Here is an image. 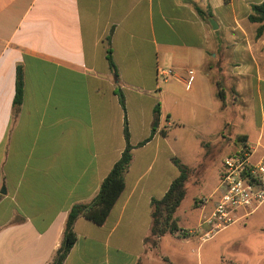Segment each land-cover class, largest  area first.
Returning a JSON list of instances; mask_svg holds the SVG:
<instances>
[{
  "label": "crops",
  "instance_id": "crops-1",
  "mask_svg": "<svg viewBox=\"0 0 264 264\" xmlns=\"http://www.w3.org/2000/svg\"><path fill=\"white\" fill-rule=\"evenodd\" d=\"M262 2L0 0V264L52 263L69 209L93 198L124 149L117 89L134 147L124 189L102 225L76 220L63 264H172L162 242L189 244L192 232L147 240L151 200L178 177L172 159L183 164L170 135L191 124L205 132L216 116L228 126L225 92L234 90L253 107L256 139L237 135L264 151V32L256 38L248 21ZM159 68L174 75L164 81ZM196 138L204 147L206 135ZM219 196L194 201L200 225Z\"/></svg>",
  "mask_w": 264,
  "mask_h": 264
},
{
  "label": "rangeland",
  "instance_id": "rangeland-1",
  "mask_svg": "<svg viewBox=\"0 0 264 264\" xmlns=\"http://www.w3.org/2000/svg\"><path fill=\"white\" fill-rule=\"evenodd\" d=\"M209 61L211 62L210 58ZM225 93L226 113L222 118L228 126L224 128V124L216 116L205 132L191 124L179 131L175 139L171 135L169 138L183 165L192 170L187 182L186 196L175 214L184 229L178 235L182 238V234L189 231L193 233L189 235L190 243L180 244L178 241L173 246L168 242L171 238L168 236L159 250L160 253L168 254L172 264H264V202L244 219L237 220L244 213L238 210L235 222L221 230H213L207 238L205 234L209 229L201 226L206 219H202L200 225V211L194 208V201L197 204L206 202L212 206L213 201L218 198L222 190L219 179L221 161L245 145L237 134L244 132L254 141L256 139L252 105L246 107L248 101L240 99L234 90ZM200 135H206L207 140H203L206 143L204 147L199 145V138H196ZM254 141L250 147L254 148V152H251L253 159L257 161L264 151L260 146L255 147ZM149 239L153 242L152 238ZM140 264L145 262L141 261ZM146 264L165 263L153 259L152 256Z\"/></svg>",
  "mask_w": 264,
  "mask_h": 264
},
{
  "label": "trees",
  "instance_id": "trees-1",
  "mask_svg": "<svg viewBox=\"0 0 264 264\" xmlns=\"http://www.w3.org/2000/svg\"><path fill=\"white\" fill-rule=\"evenodd\" d=\"M196 12L202 19H206V14L196 9ZM209 15V13H208ZM248 21L252 24H256L257 29L255 37H260L264 32V2L259 5H253L250 8V14ZM107 61L113 74L117 77L116 67L111 59L110 51H107ZM221 92L217 93V96L221 98ZM118 98L119 105L123 111V139L124 149L117 160L112 166L108 175L101 182L96 194L87 202L74 204L68 211L62 234V242L59 249L56 252L55 258L51 264H63V261L67 257L69 251L75 243L76 236L73 230L74 224L77 219L84 218L95 225H102L118 197L124 189V175L127 172L132 155L131 151L134 148L129 142V130L125 113V101L124 97L119 89L115 91ZM22 101V79L20 70H17L16 89L14 96V106H20ZM157 112V108H155ZM150 139L138 144L137 147L145 145ZM172 163L177 168L179 175L175 178L168 187V190L164 196L160 199L151 200V232L150 238L153 239L155 245L157 240L163 235L178 234L182 230L178 227L176 219L174 217L177 208L184 200L187 192V182L190 179L192 170L181 164L178 160L172 159ZM147 240H150L147 238Z\"/></svg>",
  "mask_w": 264,
  "mask_h": 264
},
{
  "label": "built area",
  "instance_id": "built-area-1",
  "mask_svg": "<svg viewBox=\"0 0 264 264\" xmlns=\"http://www.w3.org/2000/svg\"><path fill=\"white\" fill-rule=\"evenodd\" d=\"M157 73L164 81L174 75L171 69L159 68ZM188 75L187 84L193 80V72ZM249 149L242 145L221 162L222 190L213 212L201 225L209 227L205 238L213 230H221L235 222L238 210L249 215L264 202V160H254Z\"/></svg>",
  "mask_w": 264,
  "mask_h": 264
},
{
  "label": "water",
  "instance_id": "water-1",
  "mask_svg": "<svg viewBox=\"0 0 264 264\" xmlns=\"http://www.w3.org/2000/svg\"><path fill=\"white\" fill-rule=\"evenodd\" d=\"M213 24V22H211Z\"/></svg>",
  "mask_w": 264,
  "mask_h": 264
}]
</instances>
